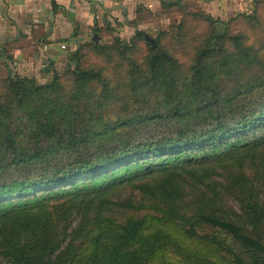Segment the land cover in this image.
I'll list each match as a JSON object with an SVG mask.
<instances>
[{"label":"trees","instance_id":"16d2710c","mask_svg":"<svg viewBox=\"0 0 264 264\" xmlns=\"http://www.w3.org/2000/svg\"><path fill=\"white\" fill-rule=\"evenodd\" d=\"M261 1L254 0L250 9ZM52 8H56L54 3ZM246 14L236 13L232 18L252 21ZM203 16L213 25L217 22ZM134 38L143 39L149 53L145 75L139 80L131 78L127 85L131 89L149 86L158 93L157 109L152 113H137L113 124L94 119L93 92L87 89L92 83L101 84L99 99L103 102L109 101L110 91L100 71L80 67L76 50L69 54L74 81L70 103L61 102L57 94L60 75L56 73L44 85L16 75L3 78L10 96L0 102L1 255L11 264H150L166 246L163 238H143L140 221L119 226L101 219L110 206L109 193L122 183L130 185L149 176L147 183L139 181L137 186L149 208L185 239L204 246L202 255L188 252L187 262L264 264V197L241 171L221 187L203 184L201 178L206 176L194 170L218 164L241 167L264 149V42L247 48L235 36L230 40L231 51H221L212 65L207 62L210 51L200 50L190 82L178 89L176 60L157 40L149 42L140 32ZM210 39L221 36L214 31ZM115 42L119 56L135 65L128 56L135 45H125L118 38ZM93 47L104 50L96 44ZM259 62L257 71L250 70ZM216 65L225 71L215 69ZM78 93L88 114L80 130L83 120L74 113L73 103ZM17 115L23 122L19 129L25 132L23 139L43 137L34 151L14 147L8 124ZM56 178L61 182L54 185L51 181ZM186 181L202 189L196 190L185 210L181 205ZM227 193L234 194L236 210L224 208ZM50 203L56 204L53 209L59 214L75 212L77 225L69 231L57 227L58 232L61 217L51 218L46 209ZM105 223L111 227L105 229ZM25 233L30 239L20 238ZM215 259L220 262L214 263Z\"/></svg>","mask_w":264,"mask_h":264},{"label":"rangeland","instance_id":"374dc122","mask_svg":"<svg viewBox=\"0 0 264 264\" xmlns=\"http://www.w3.org/2000/svg\"><path fill=\"white\" fill-rule=\"evenodd\" d=\"M244 13L251 16L253 20L248 21L241 17L232 18L231 16L221 23L224 26L222 33H216V35L221 36V39L214 41L210 39V35L214 32L215 24L213 25L205 20L203 11L191 0L181 1L180 4L169 9L161 7L149 9L142 5L136 6V15L129 21L134 31L129 37L119 32L117 23H114L113 26L105 24L98 32L96 31V43L91 40V36L89 35L86 40L76 45L75 50L80 61V67L82 69L100 71L102 81L110 91L109 101L103 102L99 99L101 84L92 83L87 89L93 92L90 99L93 118L99 117L102 124H113L137 113H145L146 111L152 113L157 109V103L159 102V98L156 97L157 92L154 93L150 90L149 86H145L143 89L138 87L131 89V86L127 85L128 80L131 78H138L139 80L146 73L145 62L149 53L148 47L143 39L134 38L135 32L146 34L152 40H157L161 48L176 60L179 71V75H177V86L179 89L183 83L190 82L191 67L200 50L210 51L212 56L207 59V62L212 65L213 60L217 61L219 59L218 56L221 51H231L230 40L235 36H240L247 48L252 45H260L261 42H264V0L259 5H256L253 11L252 9H248ZM115 38H118L125 45H135L136 50L128 54L135 65L127 64L126 60L119 56L118 43L115 42ZM94 44L103 47V52H98L93 47ZM72 52L64 55L63 65L59 69L53 70L48 80H34L36 85H44L51 81L54 73L60 75L57 82V94L60 96L61 102L65 103H70L73 99L71 90L74 88V81L70 73L72 64L69 61V54ZM261 64L259 62L257 66L252 67L250 70L253 72L257 71ZM215 69L225 71L223 67L219 68L218 65H216ZM135 70L137 73H134ZM220 77L226 83H229L225 74H220ZM223 79H220L221 82H223ZM7 93L4 79L0 78V102L5 103L8 101L7 96L10 95ZM77 95H79V99L77 98L76 103H73L76 107L74 113L83 120L81 127L77 128V130H80L87 124L88 114L85 112L86 103L81 99L82 94L78 93ZM99 102H102V104L99 105ZM19 117L20 115L13 116L8 124V129L15 142L14 144H16L14 147L19 145L29 151H34L43 142V137L38 134L34 137L30 133L33 138L23 139L25 132H20L23 122ZM194 170L198 175L204 174L206 176L205 178H201L203 184L215 183L221 187L229 184L232 180L231 175H237L241 171L247 178V182L252 184V187L256 189L255 191L260 197H264V149L241 167H234L231 164H218L214 166L205 165ZM139 179L141 180L137 179L130 185L122 183L115 191L107 195V201L110 203V206L101 214V219H106L108 222L119 226L131 220L140 221L141 236L143 238L149 237L152 240L163 238L164 243L167 242V244L161 247L160 252L151 260L150 264H193L194 262L192 261L187 262V253L194 252L202 255L204 246L198 241H188L185 239L173 225L149 208V204L146 203L137 189V186L141 182H148L149 176ZM53 180L51 182L54 185L61 182L59 181L60 178ZM182 188L185 198L181 207L185 209L188 206L190 207L188 201L192 200L196 190H201L202 187L192 185L191 182L186 181ZM234 199L233 193H227L224 199V208L229 211L231 209L236 210L237 203ZM54 207H56V204L50 203L46 209L47 212L53 215L52 219H55L56 215L61 217L59 220L57 219L59 224L56 225V228L60 227L69 231L77 225L78 218L75 212L66 211L63 214H59L57 210L53 209ZM103 227L106 229V227L111 226L105 223ZM58 228L57 231L60 232ZM20 238L30 239L26 233ZM213 262L218 263L220 260L215 259ZM0 264H11V262L0 253Z\"/></svg>","mask_w":264,"mask_h":264},{"label":"crops","instance_id":"0c3cea01","mask_svg":"<svg viewBox=\"0 0 264 264\" xmlns=\"http://www.w3.org/2000/svg\"><path fill=\"white\" fill-rule=\"evenodd\" d=\"M181 1L184 0H0V78L16 75L46 81L53 70L63 65L64 55L105 24L117 23L119 32L129 37L134 31L129 21L136 15V6L155 9ZM191 1L221 23L247 11L254 2ZM36 24L41 29L31 31Z\"/></svg>","mask_w":264,"mask_h":264},{"label":"water","instance_id":"95a60500","mask_svg":"<svg viewBox=\"0 0 264 264\" xmlns=\"http://www.w3.org/2000/svg\"><path fill=\"white\" fill-rule=\"evenodd\" d=\"M223 27L224 26L221 24V22H216L215 27H214L215 33H222ZM143 38L149 42L152 41V39L149 36H147L146 34H143ZM91 40L96 43L97 42V36L95 34H93L91 37Z\"/></svg>","mask_w":264,"mask_h":264},{"label":"built area","instance_id":"2783aa9c","mask_svg":"<svg viewBox=\"0 0 264 264\" xmlns=\"http://www.w3.org/2000/svg\"><path fill=\"white\" fill-rule=\"evenodd\" d=\"M60 48H64V46H63V45H61V46H60Z\"/></svg>","mask_w":264,"mask_h":264}]
</instances>
